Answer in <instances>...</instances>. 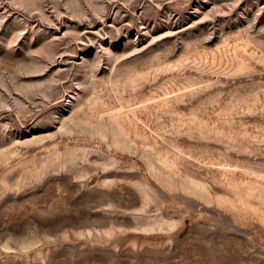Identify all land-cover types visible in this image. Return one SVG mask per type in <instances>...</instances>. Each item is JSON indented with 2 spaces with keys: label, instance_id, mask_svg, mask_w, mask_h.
<instances>
[{
  "label": "rangeland",
  "instance_id": "1",
  "mask_svg": "<svg viewBox=\"0 0 264 264\" xmlns=\"http://www.w3.org/2000/svg\"><path fill=\"white\" fill-rule=\"evenodd\" d=\"M0 264H264V0H0Z\"/></svg>",
  "mask_w": 264,
  "mask_h": 264
}]
</instances>
